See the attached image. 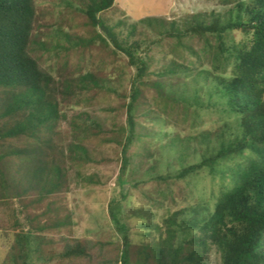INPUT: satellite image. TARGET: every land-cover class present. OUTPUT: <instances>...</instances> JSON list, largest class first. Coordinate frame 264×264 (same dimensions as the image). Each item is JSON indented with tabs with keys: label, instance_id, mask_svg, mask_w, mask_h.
<instances>
[{
	"label": "trees",
	"instance_id": "1",
	"mask_svg": "<svg viewBox=\"0 0 264 264\" xmlns=\"http://www.w3.org/2000/svg\"><path fill=\"white\" fill-rule=\"evenodd\" d=\"M40 1L0 0V233L13 263L42 252L45 229L73 225L63 193H78L80 180L99 182L84 169L109 147L120 161L119 197L107 207L112 228L101 225L90 239L61 234L58 264H207L212 251L220 264H264V0H210L226 13H192L183 27L150 16L131 21L124 10L112 22L104 13L116 0ZM220 109V127H194L202 112ZM164 150L178 152L179 162L198 159L155 174L165 186L146 196L153 207L178 205L194 179L209 176L211 190L189 217L178 220L182 209L173 208L153 220L157 244L132 261L124 203Z\"/></svg>",
	"mask_w": 264,
	"mask_h": 264
},
{
	"label": "rangeland",
	"instance_id": "2",
	"mask_svg": "<svg viewBox=\"0 0 264 264\" xmlns=\"http://www.w3.org/2000/svg\"><path fill=\"white\" fill-rule=\"evenodd\" d=\"M37 1L39 3L41 2L40 0ZM226 9V7L218 4L215 1L210 0H116L115 9L111 12L110 10L106 11V13L104 14H107V17H109L110 19L111 17H113L111 20L112 22H114L118 19L116 16H120L121 14L120 10H124L132 18L131 21L139 20L140 18L150 16L152 18H167L168 20L177 21V23L182 26L184 24L183 19L187 18L189 14L216 10V12L224 15L226 13ZM55 17L58 18L57 16ZM78 18L80 20V23H83L84 16L80 15V17ZM39 21L42 24L46 23V20L44 22L43 18H40ZM54 27V25H51L50 27L38 26L36 29L38 32H46L53 30ZM59 30L60 27H58V32ZM64 30L73 32L69 28H67V30ZM79 34L84 37L87 36L88 32L86 28H84L79 31ZM37 35H39V33H37ZM235 36L237 39L240 37L238 33H236ZM97 48L98 47H94L92 50L94 56H96V53L100 55V52H98L99 50ZM106 52H108V49L106 50ZM162 55L163 54L155 52L156 59L161 58ZM119 62L123 65V62L120 58H118V63ZM43 63H45L46 67H48V65L51 66L50 62ZM130 70L131 69L126 68L122 71L123 76L122 81L120 82H122V84L124 85H126L127 75L131 73ZM115 102L116 100L110 103L114 105ZM100 105L107 107L108 103H103ZM216 107H218V105H216ZM99 110L101 111L100 115L105 114L102 112L101 109ZM201 117L198 121L199 125L196 123L197 125L194 126L195 128L197 127L201 129L203 128L202 126H206L214 127L216 129V127H220L222 125L223 118H226L225 115L222 113L221 109L216 111H208V115L206 116L203 115L202 112ZM202 120L203 122H200ZM107 122L109 123H106V126L109 127L111 122ZM203 130L208 129L203 128ZM118 153V149L117 151H115L109 147L107 150L104 151L99 150L98 154H96V159H98L99 162L91 161L88 166L84 169V173H86V176H88V174H94V176L98 178L99 182H85L83 180H80L78 182L80 183V185L75 187L76 189H78V193H75L74 191L63 193L62 198L63 200L66 199L64 203L68 204V206L73 208L75 211L73 212V225H69L68 230L59 231L55 229H45L43 234L45 235L44 238L46 241L42 243V252L40 253L38 251H34V253L31 254V258H29L28 260V264H58L59 259L57 255L59 252L62 251L64 243L66 242L65 239H62L61 234H64L66 238L68 236H74L81 239H90L96 236L95 233L97 232V228L99 226L105 225L106 227V224H108L107 227L112 228V223L109 218L107 207L109 200L112 197L118 196V188L115 182L120 168ZM177 153L178 152L174 150H164V155H161L159 166L156 167L155 170L150 171L153 173V175L149 177H142L137 175V177H135L136 181L144 180L145 182H139V185L134 187L132 186L130 188L128 200L126 201V203H124V205L126 207V212L130 216V237L132 241L131 243L134 244L135 251V255L133 256L132 261H135L136 258H140L143 261L144 256L146 255H144V251H147L146 245L148 242L157 244V241L159 239L156 238L159 235L158 233H156V231H158V228H150V225H152L151 222L153 223V220L154 222H161L165 217L168 216V213L173 208V210L182 209V212L178 215V220H181L182 218H187L191 215V208L197 205L198 201L200 200V197L208 198L209 196V191L211 190L212 185V183H210L209 181V176L207 178L204 177L203 179H194L197 182H195V185L189 184V188H192V193L187 195L186 198H183L184 196H181V194L178 193L179 182L173 180L169 183L171 189H173L175 197L177 198L178 195L182 197H180V200L179 198H177L179 200L178 205L173 206V208L170 206H167L165 208H157L156 206L153 207L152 203H150V199L146 196H150L151 198L152 196L156 197L157 191L161 187L165 186V183H161V185H159L160 182L155 178V174L157 175L166 174L169 172H177L182 167V165L191 164L192 162L198 159L197 157L195 159H192L189 156L183 162H179L178 160H175L174 157V155L176 156ZM170 161H172V163H168ZM201 174L206 175V173L204 172H202ZM127 179L132 178H129V175H127ZM184 190L187 192V189L185 187L183 188V192ZM183 200H186V202H183ZM154 212H156V217L150 214ZM145 214H150L151 217ZM5 238L6 237L0 233V264H14L12 259L13 252H10L9 248L11 242L6 241ZM106 238L108 239L110 237H104V239ZM148 251H151V249H149ZM95 254L97 255V253ZM106 255L112 256L111 252H106ZM17 264L23 263L20 261ZM70 264H88V261H86V259H80ZM207 264H220L219 254L215 251H212L207 259Z\"/></svg>",
	"mask_w": 264,
	"mask_h": 264
}]
</instances>
